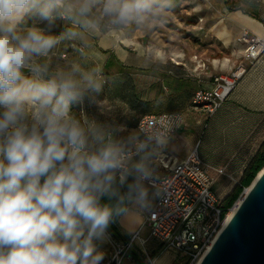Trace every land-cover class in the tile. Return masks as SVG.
Segmentation results:
<instances>
[{"label": "clouds", "instance_id": "obj_1", "mask_svg": "<svg viewBox=\"0 0 264 264\" xmlns=\"http://www.w3.org/2000/svg\"><path fill=\"white\" fill-rule=\"evenodd\" d=\"M178 0H0V264H101L94 240L116 218L150 207L145 181L157 187L155 164L180 114L124 127L78 119L73 105L95 102L109 78L94 59L100 37L126 38L167 22ZM264 0H237L245 15ZM47 22L48 31L22 27ZM58 20L70 26L48 34ZM79 40L77 57L53 63L52 50ZM91 66H86L89 61ZM152 56L143 61L148 67ZM129 176L134 182L121 193ZM43 183H41V179ZM107 196L115 203L101 204Z\"/></svg>", "mask_w": 264, "mask_h": 264}, {"label": "crops", "instance_id": "obj_2", "mask_svg": "<svg viewBox=\"0 0 264 264\" xmlns=\"http://www.w3.org/2000/svg\"><path fill=\"white\" fill-rule=\"evenodd\" d=\"M236 4L237 0H178L167 24L181 23L182 32L186 31L182 37L174 34L173 29L159 28L151 32L137 31L126 38H98L92 55L103 62L104 75L109 80L95 102L85 99L82 104L73 105L71 112L81 120L122 125L124 131L116 133L118 139L137 130L135 107L139 101L149 103V116L163 111L182 112L185 126L169 141L155 164L159 179L168 174L173 162L186 160L196 150L209 174L216 176L219 170H224L229 176L237 174L239 180L264 142V55L248 67L230 98L213 116L192 108L197 90L212 88L214 76L230 74L244 64L246 46L238 41L244 30L264 40V9L241 15L235 11ZM69 26L58 20L48 34L59 36ZM39 28L48 31L47 22ZM158 32L165 34V38ZM80 46L79 40L60 41L52 50L53 63L77 57L76 48ZM148 56L155 63L144 67L143 61ZM93 63L90 60L86 66ZM130 79L134 86H125ZM133 100L138 101L133 104ZM200 134L204 136L203 142L199 141ZM211 157L221 158L218 165L211 164ZM133 182L134 176H129L120 186V192L126 193L127 185ZM145 187L149 191L150 207L134 208L130 216L116 218L109 225L106 237L93 243L105 253L110 240L127 243L139 232L141 239L147 240L144 248L157 264H172L176 253L172 251L174 257H171V251L165 252L158 241L150 238V229L145 225L158 197L154 195L157 190L147 181ZM106 203L114 204L115 200L104 196L101 204ZM142 248L136 243L125 260L129 264H144ZM109 258L110 255L104 254L103 261Z\"/></svg>", "mask_w": 264, "mask_h": 264}, {"label": "built area", "instance_id": "obj_3", "mask_svg": "<svg viewBox=\"0 0 264 264\" xmlns=\"http://www.w3.org/2000/svg\"><path fill=\"white\" fill-rule=\"evenodd\" d=\"M238 41L246 46L244 64L230 74L214 76L212 88L197 90L192 98L194 110L213 116L235 90L248 67L264 55V40L249 31L244 30ZM164 114H180L183 117L182 126L174 127L170 132V140L173 139L185 126L182 113L146 116L139 122L137 130L143 122L151 124ZM223 174L224 170L218 171V175ZM148 184L157 190V187ZM157 185V200L145 220V225L150 229V238L158 241L165 252H175L178 259H183V264H199L224 229L230 212V209L224 211L223 200L213 189L215 180L194 150L186 160L173 162L168 174L160 178ZM146 242L141 239L139 232L133 235L130 242H112L110 258L101 264H122L136 243L143 247L141 254L144 264H157L151 253L144 248Z\"/></svg>", "mask_w": 264, "mask_h": 264}, {"label": "water", "instance_id": "obj_4", "mask_svg": "<svg viewBox=\"0 0 264 264\" xmlns=\"http://www.w3.org/2000/svg\"><path fill=\"white\" fill-rule=\"evenodd\" d=\"M199 264H264V169Z\"/></svg>", "mask_w": 264, "mask_h": 264}, {"label": "rangeland", "instance_id": "obj_5", "mask_svg": "<svg viewBox=\"0 0 264 264\" xmlns=\"http://www.w3.org/2000/svg\"><path fill=\"white\" fill-rule=\"evenodd\" d=\"M167 22H169V23L171 22L170 17L168 18ZM167 22L162 24V25H160L156 30L158 31L159 28H161L163 30H171V29H173L174 34H178L180 37L185 35L186 31L182 32L183 25H181V23H178V22L175 21V24H177L178 26H175V25H173V26L169 25L168 26L169 23L167 24ZM43 25H46L45 21L40 20L38 17H34V18L27 19L26 23L21 25V26L22 27H32V26L41 27ZM158 34H163V33L158 32ZM163 38H165V34H163ZM200 140L202 142L204 141V136H202V134H200V136H199V141ZM220 159L221 158L217 159V158L211 157L209 161L211 162L212 165H218ZM212 176L215 177L214 180L218 178L217 180H215V185H214L213 189L217 193V195L219 196V198L221 200H225L232 193L233 189L236 187V185L239 182V180H237V174H233L232 176H229V175H226L224 173L223 175H219L218 176V174H217L216 176H214V175H212ZM245 191L246 190L243 191V193L241 194L239 199L236 201V203L233 205V207L236 206V204L242 198H244L243 195H244ZM95 249H96L97 252H101L102 251V250H100L101 248H95ZM104 249H105V253L104 254H106L107 256L111 255L112 250H113L111 240L109 241V243L107 245V248H104ZM170 256L174 257V253L172 251L170 253ZM123 264H129V263L125 260V261H123ZM172 264H183V259L182 258L178 259L177 258V254H176V260Z\"/></svg>", "mask_w": 264, "mask_h": 264}, {"label": "trees", "instance_id": "obj_6", "mask_svg": "<svg viewBox=\"0 0 264 264\" xmlns=\"http://www.w3.org/2000/svg\"><path fill=\"white\" fill-rule=\"evenodd\" d=\"M124 85L131 87V86H134V83H133L132 79H130V80H127L124 83ZM232 93H231V95H232ZM129 95H131V99H132L131 92L129 93ZM230 96H229V98H230ZM136 101H138V100H133V104L136 103ZM136 104H138V105L135 107V109H136L135 111L137 112V115H138L137 123L139 124L141 119H143L146 116H149L151 110L148 109L149 108V103L148 102L139 101ZM161 113H182V112H178V111H163V112H159L158 114H161ZM263 169H264V142H263L261 148L259 149V151L254 155V157L247 164L246 168L244 169V171H243V173H242V175H241V177L239 179L238 184L233 189L232 193L225 200H223V207H224V211L225 212H227L229 209H231L233 207V205L239 199V197L241 196L243 191L251 186L253 181L256 179L258 174Z\"/></svg>", "mask_w": 264, "mask_h": 264}, {"label": "bare ground", "instance_id": "obj_7", "mask_svg": "<svg viewBox=\"0 0 264 264\" xmlns=\"http://www.w3.org/2000/svg\"><path fill=\"white\" fill-rule=\"evenodd\" d=\"M250 190V187L246 189L245 193H247ZM243 198L236 204V206H234L232 209H230L229 214L227 215V219H226V223L225 226L227 225V223L229 222V220L233 217V215L235 214V212L237 211L238 207L240 206L241 202H242Z\"/></svg>", "mask_w": 264, "mask_h": 264}]
</instances>
